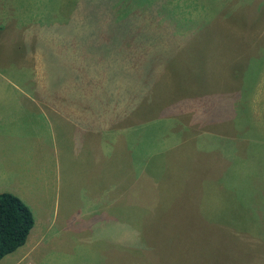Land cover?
Here are the masks:
<instances>
[{"label": "rangeland", "instance_id": "374dc122", "mask_svg": "<svg viewBox=\"0 0 264 264\" xmlns=\"http://www.w3.org/2000/svg\"><path fill=\"white\" fill-rule=\"evenodd\" d=\"M16 102L46 201L0 264H264V0H0Z\"/></svg>", "mask_w": 264, "mask_h": 264}, {"label": "crops", "instance_id": "0c3cea01", "mask_svg": "<svg viewBox=\"0 0 264 264\" xmlns=\"http://www.w3.org/2000/svg\"><path fill=\"white\" fill-rule=\"evenodd\" d=\"M12 106H14V108L9 104H0V110H5L0 112V193L10 192L15 194L31 209V211H33L32 206L35 204L44 206L46 194H38L36 199L33 197L35 191L31 190L29 182L35 178L37 169L30 168L28 157L21 155V153L27 152L25 148L23 150L21 142L29 141L30 137L33 141L40 142V140H42L41 136L44 137L45 132L48 131H44L45 124L44 121L41 120V117L38 118V116L36 117L35 115L29 114L27 109L24 108L25 105L23 103H12ZM29 109L33 108L30 106ZM54 112H57V109H54ZM21 117H27V120L33 119V117L35 118V120L33 119L34 121L32 120V123L37 127L38 131H35L36 133L33 136L26 132L25 134L22 133V130L17 131L16 129H12L13 123L19 121ZM42 117L45 119V112H43ZM49 132L54 135V139L51 138L53 146L48 148L47 145L44 144V146L40 145V147L49 149L50 153H60V151L63 153L62 149L58 146L59 134L58 136L56 135L54 128ZM63 133L64 132L61 134L63 135ZM64 136L66 137L65 141L68 142V145L70 143L73 149L72 143L74 142V133H67ZM13 153L19 154L15 156ZM25 159H27V161H25ZM44 186H46L45 183ZM33 219L34 224L28 234L29 236L22 245L23 247L20 246L23 250L22 254H27L30 249H33L35 245L38 244L39 236L41 235L40 230L42 226L36 228L34 216Z\"/></svg>", "mask_w": 264, "mask_h": 264}, {"label": "trees", "instance_id": "16d2710c", "mask_svg": "<svg viewBox=\"0 0 264 264\" xmlns=\"http://www.w3.org/2000/svg\"><path fill=\"white\" fill-rule=\"evenodd\" d=\"M33 224L31 209L18 196L0 193V259L25 243Z\"/></svg>", "mask_w": 264, "mask_h": 264}]
</instances>
